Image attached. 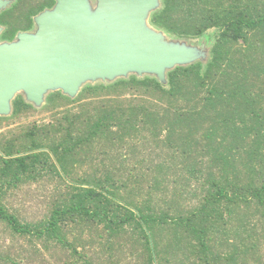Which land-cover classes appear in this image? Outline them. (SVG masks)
<instances>
[{
    "label": "trees",
    "instance_id": "1",
    "mask_svg": "<svg viewBox=\"0 0 264 264\" xmlns=\"http://www.w3.org/2000/svg\"><path fill=\"white\" fill-rule=\"evenodd\" d=\"M10 1L2 42L56 4ZM148 23L218 32L165 83L131 74L39 108L17 95L0 116V264H264V0H160ZM34 184L49 193L30 218L9 196Z\"/></svg>",
    "mask_w": 264,
    "mask_h": 264
},
{
    "label": "water",
    "instance_id": "2",
    "mask_svg": "<svg viewBox=\"0 0 264 264\" xmlns=\"http://www.w3.org/2000/svg\"><path fill=\"white\" fill-rule=\"evenodd\" d=\"M10 3L0 0V10ZM159 5L160 0H97L92 10L89 0H56L35 17L36 31L0 44V115L11 113L19 91L41 106L48 92L75 97L91 79L144 72L164 83L167 70L197 61L201 55L193 48L166 43L162 31L147 25Z\"/></svg>",
    "mask_w": 264,
    "mask_h": 264
},
{
    "label": "rangeland",
    "instance_id": "3",
    "mask_svg": "<svg viewBox=\"0 0 264 264\" xmlns=\"http://www.w3.org/2000/svg\"><path fill=\"white\" fill-rule=\"evenodd\" d=\"M89 2L91 4L92 10H95V8L97 6V0H89ZM148 24L149 23H147V25ZM36 29H37V26L35 25L33 30L30 32H34V31H36ZM155 30L160 31L158 29H155ZM2 31H3V27H2ZM217 32L218 31L216 29H210L205 35H203L199 38H196V39H190V40H186V41L177 40L175 37H172V36H170L164 32H163V34L162 33L161 34L163 37V41L166 43L179 42V43L186 44L187 46L193 48L194 53L196 55H201L198 60H202L205 63L210 56V50H211V47H212V45L216 39ZM1 43H2V41L0 40V44ZM131 74H137V76H139V77H143L145 75H153V74L144 73V72L143 73H137V72L131 73L130 72V73H128L127 76H129ZM127 76H125V77H127ZM117 78H119V77H116L114 79H101V78L91 79V80H88L86 82H83L80 89L83 86H85L87 83L103 82V83L107 84V83L113 82ZM17 95H22L27 100V96L23 91L17 92L15 96H17ZM37 107L39 108L40 106H37ZM0 116H2V115H0ZM49 118H50V115L47 112H36L29 119H31V120H33V119L43 120L44 119L45 120V119H49ZM6 128H7L6 126H3L1 129L4 130ZM48 188L51 190V187H48ZM48 193H49L48 189L42 190L41 188H39L35 184L32 186L26 185L23 189L18 190L16 193L11 194L9 196V201L11 200V204H9V207L16 206V207L23 208L26 211L27 216L30 218L40 217L42 215L41 213L44 209L45 202L48 199ZM3 230H4L3 225H0V236L1 237H7V240L10 241L9 234L5 230L4 231ZM15 243H17V242H15Z\"/></svg>",
    "mask_w": 264,
    "mask_h": 264
},
{
    "label": "flooded vegetation",
    "instance_id": "4",
    "mask_svg": "<svg viewBox=\"0 0 264 264\" xmlns=\"http://www.w3.org/2000/svg\"><path fill=\"white\" fill-rule=\"evenodd\" d=\"M10 42V41H9Z\"/></svg>",
    "mask_w": 264,
    "mask_h": 264
}]
</instances>
